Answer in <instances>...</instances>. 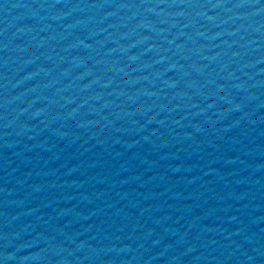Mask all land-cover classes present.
Returning <instances> with one entry per match:
<instances>
[{"label":"water","instance_id":"obj_1","mask_svg":"<svg viewBox=\"0 0 264 264\" xmlns=\"http://www.w3.org/2000/svg\"><path fill=\"white\" fill-rule=\"evenodd\" d=\"M0 264H264V0H0Z\"/></svg>","mask_w":264,"mask_h":264}]
</instances>
